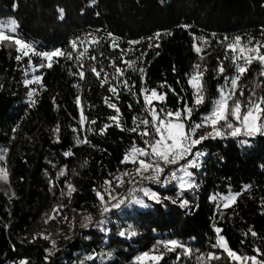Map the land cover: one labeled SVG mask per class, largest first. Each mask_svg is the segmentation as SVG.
<instances>
[{
  "label": "trees",
  "instance_id": "16d2710c",
  "mask_svg": "<svg viewBox=\"0 0 264 264\" xmlns=\"http://www.w3.org/2000/svg\"><path fill=\"white\" fill-rule=\"evenodd\" d=\"M8 17L17 20L18 34L38 51L57 48L72 51L73 40H82L89 33L102 37L101 45L89 54L97 55L100 61L97 68L103 66L110 75L109 83L102 87L88 70L94 62L85 59L86 79L82 81L77 75H70V70L79 71L78 62L65 58H59L51 68L33 73L27 57L18 62L15 49L0 47V150L7 149L9 171L8 182L0 183V264H19L23 259L29 264H133L135 256L151 250L158 241L168 240L180 241L193 250V255L177 261V253L183 251L177 249L166 253L161 264H197L195 257L210 251L223 256L211 264H229L226 254L212 247L217 227L238 253L251 256L256 255L255 248L264 251V137L259 136L244 147L234 139L206 140L197 146L207 155L198 170L191 169L198 187L184 192L190 210H182L167 200L164 207L144 197L151 207L122 205L107 213V234L94 226L101 219L102 207L96 191L104 192L106 180L133 170L132 165L121 164L133 142L144 146L137 133L121 130L135 126L134 116L146 115L139 95L141 74L126 70L125 78L135 84L132 92L136 95L121 86L117 98L108 91L118 81L111 79L114 69L107 58H117V65L126 68L118 59L120 49H133L124 59L136 60V66L145 69L144 87L168 93L166 104L172 110L182 105L169 89L191 104L193 90L188 85V74L196 63L205 64L208 99L193 115V120L199 121L201 114L210 111L211 101L218 96L217 88L224 84L215 71L217 57H224L220 41L225 37L230 41L236 36L244 42L248 37L264 38V0H96L95 4L92 0H0V20ZM108 33L119 38V49H111ZM156 33L161 34L160 38L149 40ZM193 37L209 41L208 45L195 41L204 48V61L193 49ZM134 40L140 43L129 45L128 41ZM83 47L88 44L81 45L79 50ZM40 62V58L33 57V65ZM225 66L226 75H233L230 62L225 61ZM258 72L259 66L253 64L242 79L245 96L254 83L264 81ZM33 75H41L42 84L25 86L24 80ZM262 88L256 89L258 95L264 94ZM33 90L30 98L28 93ZM77 97L88 120L96 121L95 124L80 125ZM106 97L119 107L121 127L109 120L116 113L105 103ZM154 103L158 108L161 106ZM57 125L59 133L53 132ZM105 125L111 126L101 133ZM85 137L89 143H77L78 138ZM69 152L72 155H65ZM3 163L0 161V166ZM135 179L138 181L139 177ZM145 182V187L162 198L177 195L174 184L162 187ZM69 183L76 189L70 198ZM133 186L116 188L113 195L129 200L142 196L139 191L129 194ZM243 186L250 187L240 193L230 208H217L210 200L212 195L226 194L229 190L240 192ZM58 205L66 207L55 220L45 223ZM87 215L93 217V225L82 228L83 217ZM64 216L68 219L64 220ZM130 225L137 235L121 237L119 232L128 230ZM250 228L257 237L244 235ZM40 234L50 239H43ZM89 256L95 259H86Z\"/></svg>",
  "mask_w": 264,
  "mask_h": 264
},
{
  "label": "snow or ice",
  "instance_id": "6c2138e0",
  "mask_svg": "<svg viewBox=\"0 0 264 264\" xmlns=\"http://www.w3.org/2000/svg\"><path fill=\"white\" fill-rule=\"evenodd\" d=\"M95 4L96 0H92ZM61 18H63V9H60ZM19 24L16 19L0 20V47H8L15 49L17 55L16 61H22L27 57V63L33 73H36L42 68H51L53 63H58L59 58L75 59L78 62L79 71L70 75H77L80 80L86 79V73L84 71V60L88 59L93 61L89 65V71L101 82L103 87L109 83V73L105 72L103 66L97 68L96 64L100 63L97 55H90V51L98 48L101 45L102 37L98 38L91 33L85 36L82 40L77 39L70 42L72 51H66L63 49H54L52 51H38L33 43L25 41L18 34ZM160 33H156L154 37H149V40L159 39ZM108 37L111 39L110 47L113 51L119 49V38L113 36L112 33H108ZM264 37V32H262ZM194 44L193 49L198 54L200 61L205 60V56L202 55L204 48L198 45L195 41H200L203 45H208L209 41L204 37H193ZM228 37H225L220 43L224 46V57L220 59L217 57V68L215 71L218 76L224 79V84L217 88L218 96L211 101V109L209 112L201 114L199 121L193 120V115L201 106L205 104L208 97L206 96L207 89L204 83L205 73L208 68L205 64L196 63L193 66L192 73L188 74V85L193 90L191 104L185 97L179 96L174 89H169L174 95H177L178 102L181 103V107L175 110L167 107V92H159L157 89H148L143 86L145 82L146 72L142 67L136 66V60L124 59L128 51H134L129 48L128 50L120 49L119 60L122 64L126 65V68H121L117 65V58L109 59V66L114 69V73L111 74L113 81L118 83L109 86L108 91L113 96L119 97V89L121 86L129 91V93L136 95L132 90L135 88L134 83H130L125 78L126 70H132L139 72L142 85L139 89V95L143 98V112L146 113L143 118L140 116H134L133 124L135 125L131 129H124L137 133L143 142V147L136 145L133 142V146L128 152L125 153L121 164H130L133 166V170H125L120 172L119 175L113 176V180H106L104 183V192L96 191V195L101 204V219L94 225L100 231L107 234L109 231L105 225L108 223L106 214L111 212L112 209H120L122 205L129 206L132 204L139 205L143 208L151 207L150 204L145 203L143 198L134 197L129 200L128 197H118L113 195L116 188L123 187L125 184L134 185L129 188V194L137 191L142 192L143 196L148 200L153 201L156 204L164 205V201H170L171 204L178 206L182 210H190V201L184 198V192L198 187L194 180V173L190 169H199L201 167V158L206 156L207 153L198 149L197 146L202 145L206 140L216 139H234L241 147L250 146L251 140L256 137H264V94H257L256 89L264 86V81L260 83H254V86L248 95L245 96V87L242 86L241 81L245 75L251 70L253 64L259 66V77H264V38L256 39L254 37H248L244 42L243 38L236 36L229 42ZM87 43L88 47H83V50H79L80 46ZM129 45L139 44L140 41H128ZM159 47V44L154 45ZM153 47V45H149ZM146 55V53L141 54ZM159 55V53H157ZM100 57L104 56L103 52L99 53ZM33 57L40 58L41 62L38 65H33ZM139 59V58H138ZM225 61L230 62L234 74L231 76L226 75L227 67ZM175 71V68H173ZM103 74V75H102ZM27 75V72L25 73ZM25 86L31 84H42L41 75H33L31 79L24 80ZM79 85H77L78 87ZM163 88L164 85H161ZM264 90V88H262ZM33 91L28 93L31 98ZM139 99L137 103H139ZM161 106L158 108L156 103ZM33 106L35 101L32 102ZM55 103V99L53 100ZM105 103L108 107L115 110L116 115L110 116L111 120L117 127H121V113L119 107L111 102V99L106 97ZM77 105L80 109V125L91 123L95 124L96 121H89L84 112V105L81 102L80 97H77ZM131 108V105H129ZM111 125H105L101 129L103 133ZM59 125L53 132L59 133ZM89 131L91 129H88ZM15 131V129H13ZM76 131V129H73ZM58 139V137H57ZM78 144L89 143L85 137L83 139H77ZM194 149H196L194 151ZM65 155H72L71 152ZM7 149L0 150V161H3V165L0 166V181L5 183L9 180V171L6 162ZM191 157V158H190ZM183 162V163H182ZM87 164V161H85ZM166 169L168 172L166 174ZM65 173H60L63 176ZM127 177V179H125ZM139 177L137 181L135 178ZM163 178V179H162ZM143 181H149L152 183L160 184L162 187L168 184L175 183L178 191L175 198L161 197L157 192L152 191L148 187H136L135 185L142 184ZM250 186H245L247 190ZM75 187L69 183L67 185V196L70 198L72 193L75 192ZM64 193H62L63 195ZM237 193L229 192L227 195H213L211 199L213 201L220 199L223 201V207L225 209L232 207L237 202ZM105 196L108 199H105ZM115 200V203L111 201ZM66 205H58L53 208L52 214L48 215V218L44 221L48 223L49 220H55L60 215L63 208ZM219 207V205H217ZM75 211V210H74ZM223 216V213H221ZM64 220L68 218L62 217ZM75 219V218H73ZM93 225V217L87 215L83 217L81 224L82 228H88ZM223 230L221 228H215L216 242L212 245L213 248L221 250V253L226 254L229 264H264V259L259 257L264 256V251L260 248H255L256 255H246L238 253L233 250L225 236L221 235ZM251 234L252 237H257V233L251 228L245 236ZM43 239H50L49 236L40 234ZM121 237L127 236L131 238L137 235V232L130 225L128 230H122L119 232ZM67 238V237H66ZM52 246L55 247V241H51ZM161 247L163 251H161ZM177 249H182L181 253H177V261L181 257H191L193 250L186 247L183 243L177 240L158 241L156 245L149 251L140 253L133 259V264H161L164 260L166 253L177 252ZM49 255H52L51 250H47ZM110 258V257H109ZM223 258L221 254L216 252H208L207 254H199L195 257L197 264H211L212 261H220ZM47 259V257H46ZM86 259L94 260V256H89ZM19 264H29L26 259L20 260ZM83 264V262H81Z\"/></svg>",
  "mask_w": 264,
  "mask_h": 264
},
{
  "label": "rangeland",
  "instance_id": "374dc122",
  "mask_svg": "<svg viewBox=\"0 0 264 264\" xmlns=\"http://www.w3.org/2000/svg\"><path fill=\"white\" fill-rule=\"evenodd\" d=\"M10 18H12V19H14L13 17H8V18H6V19H4V20H7V19H10ZM191 158V157H190ZM203 160V157L201 158V161ZM183 163V162H182ZM190 171H191V169H190ZM140 179V178H139ZM138 179V180H139ZM0 183H4L3 181H0ZM172 184H174L175 185V183H172ZM145 185H146V182L145 181H143V183L142 184H139V185H137L136 187H145ZM168 185H171V184H168ZM176 186V185H175ZM148 188H150V187H148ZM151 189V188H150ZM152 191H154V192H156L155 190H153V189H151ZM245 191V186H243V188H242V190L240 191V192H234V191H231V190H229L226 194H217L218 196H220V195H227L229 192H232V193H237V194H239L240 195V193H242V192H244ZM142 193V192H141ZM238 195V196H239ZM213 196V195H212ZM211 196V197H212ZM211 197H210V200L212 201V202H214V204H215V206L217 207V205H219V207H217V208H221V209H224V207H223V201H221L220 199H217V200H215V201H213L212 199H211ZM137 198H143L144 199V196H143V193H142V196H140V197H138L137 196ZM145 200V199H144ZM145 203H146V201H145ZM133 206H137V208H143V207H141V206H139V205H135V204H132Z\"/></svg>",
  "mask_w": 264,
  "mask_h": 264
}]
</instances>
